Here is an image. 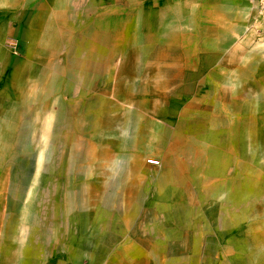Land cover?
Here are the masks:
<instances>
[{"label":"rangeland","instance_id":"374dc122","mask_svg":"<svg viewBox=\"0 0 264 264\" xmlns=\"http://www.w3.org/2000/svg\"><path fill=\"white\" fill-rule=\"evenodd\" d=\"M64 5L59 21L53 12ZM90 32L104 34L99 69L91 70L99 101L73 111L71 88L80 79L67 51ZM57 64L66 86L45 106L54 96L63 100L87 128L61 124L45 138L44 116L26 103L35 71ZM168 64L177 77L162 75ZM20 79L23 98L16 96ZM16 108L11 154L0 165V255L15 247L2 239L6 218L10 207L20 212L39 154H60L68 133L84 155L73 170L75 202L55 224L49 202L38 212L45 221L37 228L39 264H98V257L100 264H264V9L257 0H0V135L1 119ZM129 108L137 115L130 148L122 141ZM115 160L127 175L108 190ZM176 179L184 189L168 192ZM49 184L36 183L35 191ZM106 195L114 197L108 213L118 214L120 237L110 243L102 235L92 251L91 230L109 224L98 222ZM224 208L244 216L222 231L217 212ZM56 227L73 232L60 247L49 237ZM179 238L183 246L171 254Z\"/></svg>","mask_w":264,"mask_h":264},{"label":"bare ground","instance_id":"6f19581e","mask_svg":"<svg viewBox=\"0 0 264 264\" xmlns=\"http://www.w3.org/2000/svg\"><path fill=\"white\" fill-rule=\"evenodd\" d=\"M84 1L85 0H76L77 3H83ZM228 6L229 5H226L225 8H227ZM66 11L67 9L66 6L64 5L57 8L56 11L53 12V14H55L57 19L61 21L63 20V18L66 17ZM48 38L50 39L51 36H49ZM100 38L103 39L104 34L91 33L90 35L87 36H81L79 37V39L77 38V40L74 43L70 44L69 49L67 51V56L71 57V61H72L71 62L72 68L70 69V73L76 74V76H78L80 79L71 88L72 97L69 99V106L72 108L71 110L73 111H77V109L79 108L80 109L85 108L86 110V108L88 107L93 108L98 104L99 101L98 96L93 95V93L96 92L97 89H95L93 86L94 80L91 76V70L92 69L95 70L97 68L99 69V66L97 65L98 66L97 67L95 63V60H97V58L98 59L100 58V55L98 54L96 48L100 46L103 47L105 45L104 43L99 44L97 42V40L98 39L100 40ZM143 38L144 41L150 42V38H148L147 36H144ZM59 66L60 64L51 67L52 70L41 69L39 71L37 70L35 71V74L33 76L36 78V84H34L30 90V92L35 93V95L33 94L31 99L32 101L29 102L27 101L26 103V106L30 109V111L35 110V114L37 117L39 115L44 116L43 120L41 119L42 121L39 125V130L41 132V136L45 138L50 137L55 133H57L58 130H60L61 128L60 127L61 124L63 126L65 125L68 126V128L70 126L73 127L75 126V129L81 132L85 131L87 128L86 122H82L80 118L74 119L73 116L70 115L72 112H70V110H68V108L65 107V105L62 103L63 100L62 101L60 100L61 101L60 102L54 96L51 105L45 106L46 98L49 95H53L57 91L61 90L66 83L65 81L63 82L62 80L63 77L60 74L61 72ZM26 71H28V69H26ZM160 71L164 77L178 76V70L172 64L163 66L162 70ZM165 83H166L165 80L159 82V88H161V90L164 89V86L166 85ZM22 84H23V80L20 79L19 83L16 86V92H17L16 96L19 98L25 97L24 95L26 90L23 88ZM88 94H91L90 95L91 102L88 101L89 98L87 96ZM97 94L99 93L97 92ZM133 102L135 103V101ZM17 110L18 108H16V111H11L9 113V115L6 117L9 118V120L1 119V122L6 124V128L5 131L2 132L3 134L0 135V165L2 162H4L5 157L11 154V149H12L11 140L15 128L12 121H14L19 116V112H17ZM122 113H124V111ZM124 117L128 121H130V124H128L125 128L122 141L126 143L124 144L125 147L130 148L134 138V130H135L134 126L133 128H131V123L137 120V115L134 113V111L131 108H129L124 113ZM179 136L180 134L179 135L175 134L173 138L179 139ZM63 138H64L63 141L64 143L62 144L63 151H60L61 152L60 154L51 155V153L48 154V152L44 153V155L42 153L39 154L38 159L36 160V165H35L36 172L34 174L33 182L29 186L25 197L21 201L22 208L20 209V212L16 213L14 208L10 207L9 215H7L4 226L5 231L2 236V239L7 240L10 238L13 242H15V247L10 251V253L8 252L6 254L0 255V264H39L40 258L36 253L39 251V242H38L39 234L37 228H38V224H43L45 223V221H44V217L39 218L38 212L42 210H46L48 207L47 202H49L50 207L48 208V210L50 211L47 212L48 214L51 215L49 223L55 224L58 222L59 218L62 215H67V212L70 210V208L74 206L76 193L72 191V189L75 186L74 185L75 178L73 177V170L78 167L79 162H82L84 160V155L80 153V147H81L80 140L73 141V139H71V136L68 133L63 135ZM47 161L48 163H46ZM122 169L123 167L121 166V163L118 161H116L115 164L111 166L112 173L108 176L109 181H107L106 183V189L108 190L109 188L114 189L118 181L121 178L126 177L127 174L125 175ZM47 171L53 172L52 176L45 175ZM48 178H50V184L48 187H46L47 188L46 192L39 193L37 189L35 191L34 188L35 184L36 183L45 184ZM168 187H169L168 192L170 193L172 192L174 194H178L180 193V191L184 189L183 183L181 181H177V179L176 182H174ZM211 188L214 190L216 188L215 184L214 187ZM212 193L213 192H210V194ZM130 197L131 196H129V198ZM113 198H114L113 195L112 196L106 195L104 198H102L101 202L97 204V209L99 210L98 222L107 219V222L109 224L105 229H102L101 226L97 224L91 230V235L88 238V244L91 246L92 251L95 249L94 241H96V239H98V237H101L102 235H103L102 238H104L107 242L117 243L119 241L118 238L120 237V235L118 234V230L120 227L118 223L120 222H115V221H119V216L118 214L113 216L108 213V207L111 205ZM222 206L224 205L222 204ZM81 216L82 217L78 218V221L82 226L85 220H84V216L83 215ZM243 216H244L243 212L240 215H237L235 211L233 210L231 211L230 209L224 208V210L217 212V219L219 221L218 225L221 228V230L224 231L225 229L231 227L234 224V221L236 223L241 221ZM16 218H19L20 220L18 224L17 221L15 220ZM11 228H12V232H11ZM71 233L73 232L68 231V234ZM68 234H66V231L61 230L58 227H56L54 231L51 232L49 231L50 239L54 243H56V245H58L59 247L61 246L62 241L65 242V241H70L72 239V235L68 236ZM181 246H183V243L180 240V238L175 239L171 245L173 249V252L171 254H174V252L177 251L178 248L180 249ZM103 250L104 249H102L101 251ZM96 262L100 264L101 262L100 257L97 258ZM228 264H230V260Z\"/></svg>","mask_w":264,"mask_h":264},{"label":"built area","instance_id":"2783aa9c","mask_svg":"<svg viewBox=\"0 0 264 264\" xmlns=\"http://www.w3.org/2000/svg\"><path fill=\"white\" fill-rule=\"evenodd\" d=\"M257 2L260 5V8L264 9V0H257Z\"/></svg>","mask_w":264,"mask_h":264}]
</instances>
